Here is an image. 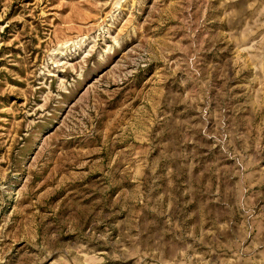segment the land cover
<instances>
[{"label": "rangeland", "instance_id": "rangeland-1", "mask_svg": "<svg viewBox=\"0 0 264 264\" xmlns=\"http://www.w3.org/2000/svg\"><path fill=\"white\" fill-rule=\"evenodd\" d=\"M0 264H264V0H0Z\"/></svg>", "mask_w": 264, "mask_h": 264}]
</instances>
